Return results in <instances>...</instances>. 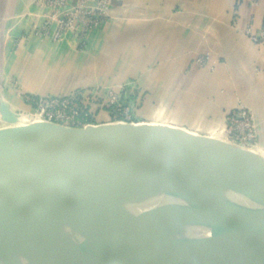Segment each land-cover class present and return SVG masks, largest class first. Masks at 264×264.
I'll list each match as a JSON object with an SVG mask.
<instances>
[{
    "label": "crops",
    "instance_id": "1",
    "mask_svg": "<svg viewBox=\"0 0 264 264\" xmlns=\"http://www.w3.org/2000/svg\"><path fill=\"white\" fill-rule=\"evenodd\" d=\"M34 1L0 0V104L30 109L27 94L129 84L155 124L224 139L236 107L264 121V43L248 32H264V0H113L84 43L75 33L62 41L31 33ZM257 152L264 156V130Z\"/></svg>",
    "mask_w": 264,
    "mask_h": 264
},
{
    "label": "water",
    "instance_id": "2",
    "mask_svg": "<svg viewBox=\"0 0 264 264\" xmlns=\"http://www.w3.org/2000/svg\"><path fill=\"white\" fill-rule=\"evenodd\" d=\"M0 113L8 124L0 129V208L12 192L63 160L114 165L119 172L109 178L126 176L130 190L153 213L177 209L179 221L190 216L244 240L254 238L256 231L216 203L236 200L264 218V156L256 151L163 124L18 125L6 102ZM72 179L63 175L51 188ZM19 252L17 245L4 249L0 244V264Z\"/></svg>",
    "mask_w": 264,
    "mask_h": 264
},
{
    "label": "bare ground",
    "instance_id": "3",
    "mask_svg": "<svg viewBox=\"0 0 264 264\" xmlns=\"http://www.w3.org/2000/svg\"><path fill=\"white\" fill-rule=\"evenodd\" d=\"M118 172L61 160L12 192L0 208V244L21 252L8 264H264V218L253 209L231 199L216 203L256 231L244 240L190 216L179 221L177 209L153 213L126 176L109 178ZM68 174V184L51 188ZM40 213L39 232L30 235L20 223Z\"/></svg>",
    "mask_w": 264,
    "mask_h": 264
},
{
    "label": "built area",
    "instance_id": "4",
    "mask_svg": "<svg viewBox=\"0 0 264 264\" xmlns=\"http://www.w3.org/2000/svg\"><path fill=\"white\" fill-rule=\"evenodd\" d=\"M36 10L27 12L30 32L43 38L62 41L66 34L75 33L82 43L86 35L110 17L113 0H35ZM253 40L264 43V32ZM209 56L198 57L196 63L207 66ZM132 85L119 90L80 89L66 95H27L32 123L48 122L70 128H87L105 124H138L140 99ZM105 116V117H104ZM264 121L246 106L230 110L226 115L224 140L244 149L256 151L260 145Z\"/></svg>",
    "mask_w": 264,
    "mask_h": 264
},
{
    "label": "rangeland",
    "instance_id": "5",
    "mask_svg": "<svg viewBox=\"0 0 264 264\" xmlns=\"http://www.w3.org/2000/svg\"><path fill=\"white\" fill-rule=\"evenodd\" d=\"M136 92H133V93L137 97ZM27 95H24V98ZM10 106H11L12 110L17 114L18 121H19L18 125H25V124L32 123L34 121V119L31 118V113H32L31 110L24 103H21V105L20 104L19 105L11 104ZM139 109H140V107H139ZM139 109H138V112H137L138 115H139L138 117L140 118L139 122H142V123H153V120H151L150 117H149L150 113H149V116H148V113L145 114V115H142L143 116V118H142L141 117L142 110H139ZM163 120H166V117ZM156 123H163V122L156 121ZM163 124H167V123H163ZM7 126H8V124L2 119V116H1V113H0V129L5 128ZM9 126L11 127L12 124H9ZM122 201L125 202L126 199L123 198ZM43 216H45V213H40V214H37L35 216H32V218H28L27 219V222L20 223V226L26 228L30 235L31 234L37 235L39 230L36 229V225H37V223L40 220H43Z\"/></svg>",
    "mask_w": 264,
    "mask_h": 264
}]
</instances>
